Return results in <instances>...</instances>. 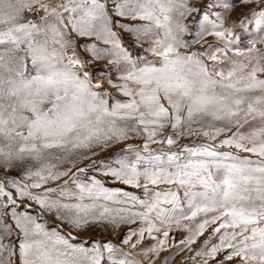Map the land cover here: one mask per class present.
<instances>
[{
  "label": "snow or ice",
  "instance_id": "obj_1",
  "mask_svg": "<svg viewBox=\"0 0 264 264\" xmlns=\"http://www.w3.org/2000/svg\"><path fill=\"white\" fill-rule=\"evenodd\" d=\"M0 264H264V0H0Z\"/></svg>",
  "mask_w": 264,
  "mask_h": 264
}]
</instances>
